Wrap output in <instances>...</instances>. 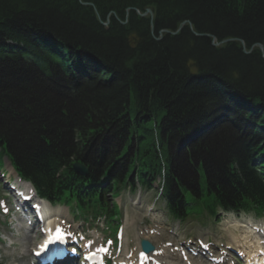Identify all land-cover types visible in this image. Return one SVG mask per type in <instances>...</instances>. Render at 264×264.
I'll return each mask as SVG.
<instances>
[{
  "label": "trees",
  "instance_id": "obj_1",
  "mask_svg": "<svg viewBox=\"0 0 264 264\" xmlns=\"http://www.w3.org/2000/svg\"><path fill=\"white\" fill-rule=\"evenodd\" d=\"M257 44L264 0H0V161L83 214L160 178L175 219L264 216Z\"/></svg>",
  "mask_w": 264,
  "mask_h": 264
},
{
  "label": "rangeland",
  "instance_id": "obj_2",
  "mask_svg": "<svg viewBox=\"0 0 264 264\" xmlns=\"http://www.w3.org/2000/svg\"><path fill=\"white\" fill-rule=\"evenodd\" d=\"M262 50L264 52V47ZM2 165L0 181L3 182L6 179L14 182L16 177L8 160L4 158ZM136 185L137 189L135 192L124 189L115 198V202L122 212L120 227L124 230L125 239L120 251H118V247L113 246L110 255V259L113 261L123 255L135 260L136 252L140 250L139 238L144 236H149L153 239L159 252L164 253V249L168 248L165 254L173 255V260H176L174 258L182 259L178 257L179 255L177 256L174 253L168 252H173L175 247L181 245L186 249V243L194 244L195 248H197L198 242L208 244L215 251V255L221 254V250L228 251V249L233 248L243 251L242 249L247 245L242 243L241 234L243 235L251 229L259 231L258 229L264 228V217H256L245 213H226L223 211H220L217 217L191 215L186 221L180 222L174 220L169 215L166 205L161 199L158 179L153 183L151 190L141 188L137 182ZM7 192H9V188L1 185L0 264H32V259L29 256L30 249L33 247L32 244L35 240L37 241L36 233H28V229H23L18 224L19 221L14 220H18V211L15 209L12 199L6 195ZM47 206L52 212L60 214V217H63L62 222L65 225H72L74 228L85 233L90 242L102 245L107 239L115 240V235H112L104 221H99L94 223V225L92 222L84 223V221L77 219L71 214L64 204H47ZM147 228H153L155 234H149ZM28 235L32 236L31 241L27 239ZM235 236L237 242L232 243L231 238ZM168 243H172V246L170 247ZM228 256L231 258V261H235V259H232L233 256ZM234 257L236 258V256ZM198 258L203 263H206V258L203 257H196L191 260L195 261Z\"/></svg>",
  "mask_w": 264,
  "mask_h": 264
},
{
  "label": "bare ground",
  "instance_id": "obj_3",
  "mask_svg": "<svg viewBox=\"0 0 264 264\" xmlns=\"http://www.w3.org/2000/svg\"><path fill=\"white\" fill-rule=\"evenodd\" d=\"M42 204H43V208H44V216L46 218H48V220H49L48 223L49 222H52V221H57L58 220V219H56L57 216H55V217H49V214H51V210L47 207V205H44V203H42ZM58 221H61V220H58ZM249 233H250V235H249ZM241 236H242V243L244 245H247L246 246L247 248H252V250H250L251 253H255L256 255H261L260 252H264V245H262V242L264 243V239H261L262 237H264V235H263L262 232L259 233V235H258L255 232H252L250 230V231L244 233L243 235L241 234ZM252 237H253V239H252ZM231 239H232L231 240L232 243L237 242L236 236L235 237H232ZM255 244H256V246H255ZM162 257H163V259L165 260V262L167 264H187V262H182V261H180L177 258H174L176 260H173V255H170V254H168V255H165L164 254ZM136 262H137V260H136ZM192 263L195 264L194 262H192ZM222 264H232V263L226 262L224 260L222 262Z\"/></svg>",
  "mask_w": 264,
  "mask_h": 264
},
{
  "label": "water",
  "instance_id": "obj_4",
  "mask_svg": "<svg viewBox=\"0 0 264 264\" xmlns=\"http://www.w3.org/2000/svg\"><path fill=\"white\" fill-rule=\"evenodd\" d=\"M146 14H150V16L153 17V12L150 9H147L146 13L143 14V15H146ZM180 29H181V27H180ZM162 32L170 33L171 31H169V30H163ZM225 41H230V39L225 40ZM258 46L261 47V49H262V46L261 45H258ZM73 169H74V171L77 174H79L81 176H87V174H88V168L84 164L75 163L73 165ZM142 247H143V249L145 251H150L153 248L151 246V244L148 241H146V240H143L142 241Z\"/></svg>",
  "mask_w": 264,
  "mask_h": 264
},
{
  "label": "clouds",
  "instance_id": "obj_5",
  "mask_svg": "<svg viewBox=\"0 0 264 264\" xmlns=\"http://www.w3.org/2000/svg\"><path fill=\"white\" fill-rule=\"evenodd\" d=\"M216 45H217V44H216ZM258 45H261V46H262V44H257V46H258Z\"/></svg>",
  "mask_w": 264,
  "mask_h": 264
}]
</instances>
